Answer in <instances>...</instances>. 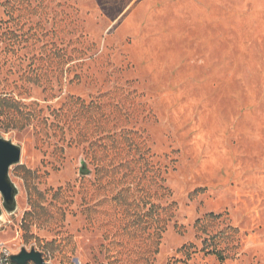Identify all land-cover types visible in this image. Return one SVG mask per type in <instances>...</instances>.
Masks as SVG:
<instances>
[{
    "label": "rangeland",
    "instance_id": "obj_1",
    "mask_svg": "<svg viewBox=\"0 0 264 264\" xmlns=\"http://www.w3.org/2000/svg\"><path fill=\"white\" fill-rule=\"evenodd\" d=\"M0 134L15 252L264 264V0H0Z\"/></svg>",
    "mask_w": 264,
    "mask_h": 264
},
{
    "label": "water",
    "instance_id": "obj_2",
    "mask_svg": "<svg viewBox=\"0 0 264 264\" xmlns=\"http://www.w3.org/2000/svg\"><path fill=\"white\" fill-rule=\"evenodd\" d=\"M21 157L22 147L0 134V225L4 215L2 206L9 213L18 208L19 189L11 178L10 170L21 163ZM12 258L18 264H51L45 259L44 253L36 248L23 247L19 252L14 253Z\"/></svg>",
    "mask_w": 264,
    "mask_h": 264
},
{
    "label": "trees",
    "instance_id": "obj_3",
    "mask_svg": "<svg viewBox=\"0 0 264 264\" xmlns=\"http://www.w3.org/2000/svg\"><path fill=\"white\" fill-rule=\"evenodd\" d=\"M220 217H221V215H216L215 213H209L204 218H199L196 221V227L199 230H205L206 231L207 230L206 229L207 224L209 222H212V221L220 218ZM227 231H229V232H227ZM236 233H237V229L230 226V227L223 229V230L219 231L218 233L214 234L212 238L220 237V241H217L216 244H219L222 242H225L226 244L227 243L230 244L232 239H233V237H232L233 234H236ZM225 250H226V247L220 248V247H218V245H215V247H213L212 249H208L207 253L215 254L221 261H224L227 258V255L225 254Z\"/></svg>",
    "mask_w": 264,
    "mask_h": 264
},
{
    "label": "built area",
    "instance_id": "obj_4",
    "mask_svg": "<svg viewBox=\"0 0 264 264\" xmlns=\"http://www.w3.org/2000/svg\"><path fill=\"white\" fill-rule=\"evenodd\" d=\"M14 253L16 252L7 243L0 242V264H18L12 258Z\"/></svg>",
    "mask_w": 264,
    "mask_h": 264
}]
</instances>
